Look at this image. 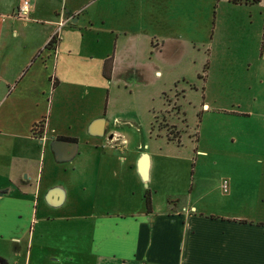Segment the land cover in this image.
Listing matches in <instances>:
<instances>
[{
	"label": "crops",
	"instance_id": "crops-1",
	"mask_svg": "<svg viewBox=\"0 0 264 264\" xmlns=\"http://www.w3.org/2000/svg\"><path fill=\"white\" fill-rule=\"evenodd\" d=\"M29 1V13L24 20L34 23L25 24L13 16L19 0H0V264H18L22 252L20 264H264L262 191L255 203L241 208L238 202H226L237 199L229 197L227 190L218 212H201L191 206V200L181 202L168 195L166 208L155 211V155L124 154L125 140L109 128V116L88 115L72 131L68 124H51L54 93L58 89L64 92L73 84L64 77L65 71H78V61L85 60L82 43L76 46L75 41L76 48L73 43L81 9L76 0ZM223 1L258 11L262 17V56L264 0ZM88 22L92 28L91 21ZM103 23L98 34L105 38L107 33L112 43V49L103 53L99 61L101 74L104 61L110 62L107 81H120L124 88L136 86L146 81L147 69L151 79L158 80L162 70L157 64L169 65L158 57L165 50L164 40L138 29L126 30L142 34L147 54L158 57L154 64L150 56L136 55L130 39L118 45L113 27H103ZM66 25L69 31L64 29ZM67 38H71L70 43ZM94 41L98 45L99 37ZM182 42L186 46L191 43ZM171 85L173 81L161 83L157 92L163 93ZM203 105L207 107L206 103ZM94 119L103 121L98 133L90 131ZM57 138L76 142L69 159H56L51 143ZM165 142L180 147L183 144L181 139L176 142L165 138ZM197 152L203 151L194 146L191 157ZM63 162L68 165H59ZM116 162L121 168L125 164L129 169L134 167L133 172L139 177L141 162L145 166V179L141 178L148 183L145 191L149 193L150 211L145 209L143 193L140 210H108L110 204L115 207L114 201L105 199L100 204L97 199L93 205L88 203L92 211L71 212L67 199L72 197L75 186L82 191L89 186L95 193L104 189L109 196L114 192ZM66 183L71 187L69 191ZM52 189L61 192L57 204H52L56 194L48 193ZM190 190L188 186L187 192Z\"/></svg>",
	"mask_w": 264,
	"mask_h": 264
},
{
	"label": "rangeland",
	"instance_id": "rangeland-1",
	"mask_svg": "<svg viewBox=\"0 0 264 264\" xmlns=\"http://www.w3.org/2000/svg\"><path fill=\"white\" fill-rule=\"evenodd\" d=\"M76 5L81 14L73 43H82L85 60L78 61V71H65L64 77L73 84L52 94L51 124H68L72 131L88 115L109 116V128L125 140L124 154L155 155V211L166 208L168 195L181 202L191 200L201 212L220 211L227 190L237 199L227 197L226 202H238L241 208L255 203L258 192L264 199V54L259 56L263 32L258 11L223 0H76ZM101 21L103 27H113L118 45L130 39L138 57L150 56L154 64L160 57L169 64H157L162 70L158 80L151 79L146 67V81L136 86L124 88L120 81H107L99 61L112 43L106 32L105 38L98 34ZM67 25L64 29L69 31ZM127 29L163 39L165 50L158 57L147 54L142 34ZM181 40L192 44L186 46ZM191 46L195 48L190 50ZM172 81L168 90L157 92L161 83ZM165 138L181 139L182 147ZM194 146L203 152L192 158ZM114 165V192L109 196L104 189L95 193L89 186L84 191L75 186L67 199L71 212L92 211L88 203L97 199L100 204L114 201L115 207L110 204L108 210L143 208L147 181L133 172L134 167ZM65 185L69 191L71 187ZM23 256L22 252L18 264Z\"/></svg>",
	"mask_w": 264,
	"mask_h": 264
},
{
	"label": "water",
	"instance_id": "water-1",
	"mask_svg": "<svg viewBox=\"0 0 264 264\" xmlns=\"http://www.w3.org/2000/svg\"><path fill=\"white\" fill-rule=\"evenodd\" d=\"M103 121L102 119H94L90 123V131L93 133H98L102 129ZM75 141H69L66 139H54L51 143V147L53 148L55 152V157L57 160H65L69 159L75 152ZM143 158H145V155H143ZM140 175L142 178L145 179V166L142 165V162L140 164ZM58 191L57 189H52L51 191H48L51 195L56 194V198L53 199L52 204H57L61 201L62 195L61 192H55ZM1 194V192H0Z\"/></svg>",
	"mask_w": 264,
	"mask_h": 264
},
{
	"label": "built area",
	"instance_id": "built-area-1",
	"mask_svg": "<svg viewBox=\"0 0 264 264\" xmlns=\"http://www.w3.org/2000/svg\"><path fill=\"white\" fill-rule=\"evenodd\" d=\"M30 9V1L29 0H19L18 5L13 11V16L17 18L26 19Z\"/></svg>",
	"mask_w": 264,
	"mask_h": 264
},
{
	"label": "trees",
	"instance_id": "trees-1",
	"mask_svg": "<svg viewBox=\"0 0 264 264\" xmlns=\"http://www.w3.org/2000/svg\"><path fill=\"white\" fill-rule=\"evenodd\" d=\"M231 1L234 2V0H231ZM253 1H256V0H253ZM109 68H110V62L108 59H106L102 66V74L106 78H108ZM143 198H144L145 209L147 212H149L150 211V197H149V193L147 190L144 192Z\"/></svg>",
	"mask_w": 264,
	"mask_h": 264
},
{
	"label": "flooded vegetation",
	"instance_id": "flooded-vegetation-1",
	"mask_svg": "<svg viewBox=\"0 0 264 264\" xmlns=\"http://www.w3.org/2000/svg\"><path fill=\"white\" fill-rule=\"evenodd\" d=\"M66 140L72 141V139H66Z\"/></svg>",
	"mask_w": 264,
	"mask_h": 264
}]
</instances>
